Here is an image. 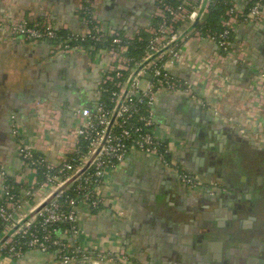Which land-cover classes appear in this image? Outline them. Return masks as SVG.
Instances as JSON below:
<instances>
[{
	"label": "crops",
	"instance_id": "crops-1",
	"mask_svg": "<svg viewBox=\"0 0 264 264\" xmlns=\"http://www.w3.org/2000/svg\"><path fill=\"white\" fill-rule=\"evenodd\" d=\"M92 1L105 31L132 33L155 26L153 17L158 20L156 0ZM249 1L234 0L241 11ZM79 2L0 0V18L49 20L57 30L80 33ZM195 24H181L180 29L198 30ZM233 26V43L242 47L244 62L227 57L216 61L214 43L189 37L179 38L185 58L171 67L175 76L190 82L201 98L233 120H220L180 92L161 93L154 106L158 132L171 142L176 162L225 190L214 195L192 192L154 160L131 152L101 188L100 209L80 208L77 242L82 247L122 251L132 264H241L235 259L247 264L255 257L257 264L264 263V230L259 229L264 225V91L252 89V78L264 70V19L254 24L238 18ZM99 55L56 53L49 40L29 43L0 30V167L13 179L28 211L42 206L48 189L22 162L17 145L30 144L50 163L71 154L76 143L72 112L96 99L106 60ZM210 162L213 172L205 170ZM2 196L0 180V200ZM114 208L126 209L127 216L117 217ZM197 222L215 230L206 244L195 245L192 228ZM0 264L59 263L33 250L19 259L0 252Z\"/></svg>",
	"mask_w": 264,
	"mask_h": 264
},
{
	"label": "built area",
	"instance_id": "built-area-1",
	"mask_svg": "<svg viewBox=\"0 0 264 264\" xmlns=\"http://www.w3.org/2000/svg\"><path fill=\"white\" fill-rule=\"evenodd\" d=\"M204 1L202 6L203 0L196 3L156 0L155 16L159 21L144 29L149 38L138 57L129 55L128 49L134 40H142L138 36L140 29L132 33L105 31L92 0H80L77 6L83 23L80 33L59 34L49 20L29 22L14 15L0 18V30L13 38L29 43L45 39L51 42L56 53L92 51L106 58L95 101L73 109L76 143L70 155L50 163L30 144L17 145V154L26 166L36 174L39 168L43 169L44 179L40 185L46 187L48 193L39 209L31 212L24 208V200L20 194L12 192L13 187L7 182L10 177L0 167L3 181L0 252L4 256L19 259L27 251L38 250L52 255L59 264H132L130 256L122 251L84 248L77 242L82 232L78 219L80 208L100 209L104 204L101 188L107 184L109 174L123 164L131 152L154 160L192 192L205 190L214 194L220 190L217 181L184 169L172 157L171 142L158 132L161 127L155 122L154 106L161 93L180 92L220 120L232 121V116L223 114L215 104L201 98L190 82L175 76L171 67L185 58L179 38L189 37L214 43L219 51L214 56L216 61L227 57L244 62L242 47L233 43V24L238 18L243 22L260 23L264 19V0H254L246 13L238 9L234 0H225L228 8L221 30L181 31V24L204 20L213 0ZM199 8H206V12L199 14ZM85 42L89 45L85 46ZM252 83V89L264 91V70L252 78ZM102 91L109 93L107 102L100 101ZM31 190L27 189L25 194L30 196ZM114 213L117 217L127 216L123 208H114Z\"/></svg>",
	"mask_w": 264,
	"mask_h": 264
},
{
	"label": "trees",
	"instance_id": "trees-1",
	"mask_svg": "<svg viewBox=\"0 0 264 264\" xmlns=\"http://www.w3.org/2000/svg\"><path fill=\"white\" fill-rule=\"evenodd\" d=\"M254 2V0L249 1L247 7L245 8V10H243L244 13H246L249 10V7L251 6V4ZM228 8L227 5V1L225 0H213L211 2V4L209 5V11L206 15V17L204 18V20L202 22H196L195 24V28L200 30L201 32H205V31H211V32H217L219 30L222 29V25H221V21L226 17L225 16V11ZM159 21V19L157 20L155 17L152 18V22L153 24L157 23ZM118 32L122 33L121 30H117ZM66 31L64 30H59L58 33L59 34H64ZM139 37H141V41H137L134 40L130 45H129V49H128V54L134 57H138L143 50V46L145 44V42L148 40L149 38V34L146 33L143 29H140V32L138 34ZM233 38V36H232ZM89 43L85 42V46H88ZM90 54H93L92 51H90ZM109 90V86L107 87ZM109 96L108 91H102L101 92V99L100 101H104L107 102V98ZM37 176H38V182H42L44 179V175H43V169L39 168L38 172H37ZM10 185H12V192L16 195L19 194V191L17 190V187H15V185L13 184V179L8 178V181ZM66 194H68V191H66ZM0 202H3L2 200H0ZM91 211H95V210H91Z\"/></svg>",
	"mask_w": 264,
	"mask_h": 264
},
{
	"label": "water",
	"instance_id": "water-1",
	"mask_svg": "<svg viewBox=\"0 0 264 264\" xmlns=\"http://www.w3.org/2000/svg\"><path fill=\"white\" fill-rule=\"evenodd\" d=\"M205 153H206V155H208L207 152H205ZM213 155H214L213 153H209V156L211 158L213 157ZM204 157H205V154H204ZM221 161H222V159H221ZM209 165H210V167L207 166L205 168V170L212 171L213 172L214 171V163L213 162H210ZM234 168H235V165H234ZM222 172L224 173L225 171L222 170ZM230 182L233 184V182L231 180H230ZM248 188H250V186ZM117 225H118L117 227H119L122 224L117 223ZM199 230H200V232H199ZM214 234H215V232L212 231V228L211 227L204 226L203 223L197 222V223H195V226L192 228V235L194 236V242H196L195 245H198V243H200V244H206L209 241L208 238H207V236H211V235H214ZM228 251H230L232 254L234 253V251H233L232 248L229 249ZM231 259L233 260V257H230V260ZM257 260H259L258 257H255L253 259L250 258L249 259V263H247V264H257L256 263ZM234 261H235V263H241V264L244 263V260H241L240 262H238L235 259ZM245 263H246V261H245ZM221 264H225V262L224 261H221Z\"/></svg>",
	"mask_w": 264,
	"mask_h": 264
},
{
	"label": "flooded vegetation",
	"instance_id": "flooded-vegetation-1",
	"mask_svg": "<svg viewBox=\"0 0 264 264\" xmlns=\"http://www.w3.org/2000/svg\"><path fill=\"white\" fill-rule=\"evenodd\" d=\"M219 184H220V183H219ZM220 186H221V187H220V190H219L218 192H216V194H218L219 192H222V191L225 190L224 187L222 186V184H220ZM214 194H215V193H214ZM214 194H212V195H214ZM260 225H261V224H260ZM260 225H259V226H260ZM261 226H262V227H261V228L259 227V229L264 230V225L262 224ZM212 231H215V230L212 228Z\"/></svg>",
	"mask_w": 264,
	"mask_h": 264
}]
</instances>
